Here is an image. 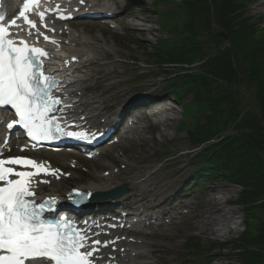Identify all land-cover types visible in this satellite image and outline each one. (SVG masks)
I'll return each instance as SVG.
<instances>
[{"label": "trees", "instance_id": "trees-1", "mask_svg": "<svg viewBox=\"0 0 264 264\" xmlns=\"http://www.w3.org/2000/svg\"><path fill=\"white\" fill-rule=\"evenodd\" d=\"M180 1L170 20L181 47L174 48L177 59L170 55L163 64L193 63L206 55L203 42L220 48L223 41L211 28L214 8L231 47L209 59L204 74L185 77L176 89L195 91L187 109L203 123L196 122L189 135L193 143L209 146L200 156L205 172L244 188L239 203L246 231L234 240L238 264H264V27L250 24L244 0Z\"/></svg>", "mask_w": 264, "mask_h": 264}, {"label": "bare ground", "instance_id": "bare-ground-1", "mask_svg": "<svg viewBox=\"0 0 264 264\" xmlns=\"http://www.w3.org/2000/svg\"><path fill=\"white\" fill-rule=\"evenodd\" d=\"M95 0H88V4L95 6ZM138 0L137 2H139ZM58 3V2H56ZM141 3V2H140ZM144 3V2H142ZM69 3L64 4L65 8ZM261 12H264V0L260 4ZM125 17L131 18L132 22L123 23L122 25L128 29L141 30L143 32L151 33L150 29H145L148 24L147 19L149 15L138 16L132 12L123 13ZM66 41L68 46H71L63 52H58L53 48L52 54L55 59H61L66 57L65 53L72 54V58L77 59L76 63L63 67L58 71V75L62 76L64 80V86L60 88L59 94L64 98L66 106L62 110V116L68 124L78 126L81 129L94 131L98 130L99 127H104L107 123H115L120 118V114L126 109L125 107L130 104L134 97L133 91L127 90V85L121 81V74L118 73L117 69L120 68L121 64H113L110 69L108 66L100 65L99 62L105 61L108 57L118 55L110 54L107 49L97 47L98 40L91 38L86 39L82 34L77 36L72 31L71 33L65 31ZM73 45H77L73 48ZM63 61V60H62ZM50 69L54 66L50 65ZM114 74V76H112ZM100 75V78L96 76ZM101 84V85H100ZM100 85V92L94 91V88ZM119 97L123 101L119 104L116 112H110L108 105L114 98ZM157 111L152 119V129L160 130L157 132L158 138L154 139L149 148H154L157 145L163 143L170 135L169 130L171 129L174 118V107L171 104H164L156 108ZM137 118V117H135ZM138 123H141V119H137ZM106 122L105 125H103ZM151 127L136 126L131 127L128 131L127 137L124 141L130 144L132 136H141L143 132L150 131ZM127 146V145H126ZM138 150L140 147L137 146ZM112 148L101 150L98 158L92 160L94 164L100 165L101 171L92 172V180L86 182H79L72 185L78 189L93 194L107 193L112 191L114 188L120 185L128 186V193L122 199V205L127 208L135 209L137 212V218L143 220L147 219L144 216V212L150 210H157L161 207L163 202L159 199L160 197L169 193V191L175 188L179 182L186 178L188 175L187 166H181L179 169L180 176L177 177L173 183H169L172 177L159 178L158 174H149L148 168L142 169L138 167L137 162H142L143 159L134 155L133 159H129L127 156H116L118 164L112 166V162L108 164H102L105 161L104 156L110 154ZM112 154V153H111ZM47 160L53 161L59 158L60 154H47ZM66 155V154H65ZM36 159L40 162L45 161L44 155L39 154ZM132 160L135 163H132ZM61 166H68L70 163H66L65 159L59 160ZM183 159L178 158L177 160L169 163V165H179ZM120 167V168H118ZM124 170H121V168ZM61 179V180H60ZM55 182H50L49 186H37L36 190L39 195H51L57 199L65 198L66 193L69 191V187L64 185L65 179L59 177ZM60 180V181H59ZM39 181V180H36ZM71 186V187H72ZM230 191H234L233 187L229 190L219 189L213 190L212 194L206 198V205L200 211V213L191 222V228L199 235H203L205 239L213 236L216 238H222L228 236L230 233L235 232L237 227H233L232 223L234 217L238 214L237 210L227 209L229 203L232 201ZM127 200H131L130 203H126ZM126 204V205H125ZM194 205V203H193ZM166 216L171 214L170 211L164 213ZM173 218V217H172ZM133 219V218H132ZM159 217L157 216V220ZM176 219V218H173ZM148 222H144L142 226H147ZM151 225V222H149ZM157 226H160L158 224ZM147 237L145 231H142ZM99 231H97V234ZM156 233H153L155 236ZM104 242H109L107 249L102 251V261H111L113 264H158L153 263L151 260L157 256L158 249L157 245L154 244L152 239H145L142 242L133 241L126 239L120 235V232L113 236L106 237ZM115 248V251L113 250Z\"/></svg>", "mask_w": 264, "mask_h": 264}, {"label": "snow or ice", "instance_id": "snow-or-ice-1", "mask_svg": "<svg viewBox=\"0 0 264 264\" xmlns=\"http://www.w3.org/2000/svg\"><path fill=\"white\" fill-rule=\"evenodd\" d=\"M34 2L29 0V3ZM29 3H25L20 16L31 29H36V22L26 15ZM39 16L43 20L44 13L39 12ZM10 23L18 29L17 33H10L4 17H0V107L10 106L14 109L18 116L17 123L36 141L54 139L57 134L78 139L96 135L65 131L56 123L58 118L49 115L61 101L52 95V89L58 86L55 78L45 75L43 71L41 57L48 53L29 46L23 39H17L19 31L24 29L16 19ZM28 34L31 35V31ZM39 35L41 33L37 30ZM44 39L49 37L45 36ZM8 127L11 129L13 124L10 123ZM8 165L34 171L17 170ZM48 171L44 164L30 158H0V182L5 184L0 187V264H38L44 260L53 264H98L96 253L99 249L92 244L100 245L101 240L89 243L87 233L61 231L68 228L67 220L58 224L45 222L41 214L46 203L37 204L34 199H29L36 195L31 187L32 177ZM13 176L17 179H12ZM75 194L81 199L93 195L79 191Z\"/></svg>", "mask_w": 264, "mask_h": 264}, {"label": "rangeland", "instance_id": "rangeland-1", "mask_svg": "<svg viewBox=\"0 0 264 264\" xmlns=\"http://www.w3.org/2000/svg\"><path fill=\"white\" fill-rule=\"evenodd\" d=\"M117 1L121 7H124L127 0ZM145 1V6L133 10V13L138 16L149 14L150 18L141 19L148 20L149 23L143 28L150 29L151 33L128 28H123L118 31H110L102 26H84L85 24L75 25L76 27L74 26L78 30L77 32H82V28L86 27L85 30L87 32L91 31L88 37L90 36L98 40L96 41L97 47L100 48L103 46L111 52L110 54H118L113 57L110 56L105 61L99 63L100 65L104 64L105 66H108L110 69L113 64H121L122 66L117 69L118 73L123 76L121 81L127 85L128 91L133 92L144 87H149L151 91L165 89L167 84L170 83V80L177 78L174 76L170 78V75H166L169 78L166 77L163 74V71L157 66L159 64L157 56H150V53L153 50V45L157 43L160 38L169 40L171 37L165 34L161 29L160 21L158 20L156 13H151L153 11L152 7L156 5V0ZM262 1L263 0H247L246 17L251 20L250 23L252 24H264V12H261L262 7L260 6ZM158 5L161 6L162 11H169L172 6H178L180 3H172V6H170V3H161ZM126 21L132 22V19H124V22ZM99 32H102V34ZM202 47L208 51L212 50V45L208 42H203ZM144 73H147L149 76L144 78ZM112 76H114V74H112ZM96 77L100 78V75H97ZM191 92L195 94L194 90ZM191 92L187 93L186 102H191L193 100L194 96ZM170 98L172 99V97ZM115 102L116 101L113 103ZM166 102L171 104L175 111V120L172 122L171 129L169 130V137L160 145H157L154 148H149L151 143L154 142V139L156 141L158 138L157 132L160 128H157V131H154L153 134L149 133L141 136V139H137L136 143L133 144V146H129L123 153L125 156L129 157V159H133L134 155L142 158L143 161L137 162L136 165L142 169L148 168L149 174H158L161 179L172 177V180L169 183H173L174 180L180 176L179 169L181 166H187V177L182 179L175 188V190H180L187 184L190 177L199 174V171L204 170L205 166L202 164L194 167L192 164L191 160L196 152H194V147L190 143L187 131L193 130V127H191L192 125H188L187 127L182 128V125H179L182 121V116L184 115L185 110L181 105H177L173 101L168 100ZM160 103L161 105L163 104L162 102ZM202 121L203 120H200V122ZM193 122L194 120L192 119L189 124H193ZM137 146L140 147V150H138ZM121 150H123V148L116 147L112 151L115 155L121 157ZM178 158L183 159L182 163L174 166L169 165V163ZM110 160L112 165L118 164L115 158ZM195 162L199 163L200 161ZM107 163V161L102 162V164ZM132 163L135 162L132 160ZM83 168L85 171H73L69 168V172H71V174L74 173L71 182L79 183L83 181L86 182V180H92V172L99 173L102 167L98 164H93L92 162H85ZM215 189H220L221 191L223 189L229 190L230 186L227 185V183H222L218 180H205V182H201L193 190H191V188L185 190L186 193H190L189 199L185 200L186 204H192L194 202V205H191V209L185 208L186 210H183L184 216L186 217L177 221L176 225L167 229H159L158 234L160 235L156 239H153L158 249L157 256L161 258L156 257V259H154L156 262L160 264H238L237 257L234 254L236 252L233 251V241L239 238L244 231L243 221L245 213L242 206L237 205L240 193L239 190L230 191L232 204L234 203V205L232 207H227V209L238 211V214L234 217V223H232L233 227H237L235 232L222 238L211 236L208 239H205L203 235L197 234L191 228V222L206 205V198H208ZM162 198L163 197L160 199ZM187 242H196L199 247L198 250L188 251L185 246ZM220 244H227L225 251L218 247ZM212 246H216L217 249L209 255L207 253Z\"/></svg>", "mask_w": 264, "mask_h": 264}, {"label": "water", "instance_id": "water-1", "mask_svg": "<svg viewBox=\"0 0 264 264\" xmlns=\"http://www.w3.org/2000/svg\"><path fill=\"white\" fill-rule=\"evenodd\" d=\"M220 36H222L225 40H226V36L223 33H219ZM120 191V190H119ZM118 192V191H117ZM124 193V190H121L120 192H118V194L121 196ZM117 194V195H118Z\"/></svg>", "mask_w": 264, "mask_h": 264}]
</instances>
